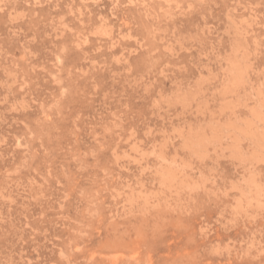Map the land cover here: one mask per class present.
Listing matches in <instances>:
<instances>
[{"label":"rangeland","instance_id":"374dc122","mask_svg":"<svg viewBox=\"0 0 264 264\" xmlns=\"http://www.w3.org/2000/svg\"><path fill=\"white\" fill-rule=\"evenodd\" d=\"M0 264H264V0H0Z\"/></svg>","mask_w":264,"mask_h":264}]
</instances>
